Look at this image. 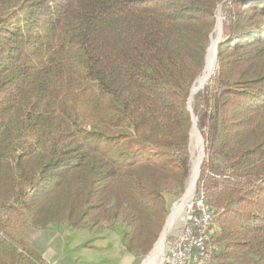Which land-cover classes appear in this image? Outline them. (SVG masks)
Masks as SVG:
<instances>
[{"label":"trees","instance_id":"1","mask_svg":"<svg viewBox=\"0 0 264 264\" xmlns=\"http://www.w3.org/2000/svg\"><path fill=\"white\" fill-rule=\"evenodd\" d=\"M219 7L195 196L216 264H264V0H0V264H46L27 226L120 220L125 252L150 253L190 176Z\"/></svg>","mask_w":264,"mask_h":264},{"label":"rangeland","instance_id":"2","mask_svg":"<svg viewBox=\"0 0 264 264\" xmlns=\"http://www.w3.org/2000/svg\"><path fill=\"white\" fill-rule=\"evenodd\" d=\"M49 1L54 2L55 0H49ZM245 1L249 2L251 0H245ZM227 10H229L231 14L235 11L241 13H248V10L245 9V7L242 5L229 7L227 8ZM225 14H226V10H222L220 7L217 9L216 21L217 23L219 21L221 27H223L225 24L224 22ZM228 15L230 14L228 13ZM216 27L217 25L215 22V27L211 35L210 43L212 42L213 38L217 37ZM221 37H222V29L220 30V35L217 41H220L219 39ZM215 60H216V56H215ZM199 79L200 78H198L197 80ZM192 134L193 132L191 130V135ZM192 142L193 140L192 137L190 136V141L188 146L189 154H190V174H191L192 162L194 158L197 156L199 149L200 151L203 150V155H204L203 140H201L200 148L196 146L195 142H193V144ZM188 181L189 178L186 181L185 191L187 188ZM195 190H196V186L194 188L191 199L186 205L183 214L180 217H178V219L173 224L171 229H169L164 240L165 241L164 245H166V248L168 243H170L173 240V237L180 232L181 225L183 224V219H184L183 215L187 212L189 205L191 204L193 198L195 197ZM185 191L180 196L178 195L176 199L173 198L170 200L169 214L166 218L164 226L166 225L167 220L170 217L173 205L180 201ZM164 226L160 234H162L164 230ZM125 231H126L125 226L119 220L116 221L112 226L108 225L107 223H102L91 230H80V231L71 229L63 225H52V226H48L46 229H37L27 226L23 234L18 233L17 237L20 239L23 238L30 245V247L43 258L46 264H143L144 261H146L150 256V254L152 253L158 239L149 254L142 257H135L132 254L125 252L124 245L122 242L123 234L125 233ZM214 231H217V229L215 228ZM165 251L166 249L164 246L163 253ZM213 264H216L215 259Z\"/></svg>","mask_w":264,"mask_h":264},{"label":"built area","instance_id":"3","mask_svg":"<svg viewBox=\"0 0 264 264\" xmlns=\"http://www.w3.org/2000/svg\"><path fill=\"white\" fill-rule=\"evenodd\" d=\"M216 211L203 192L195 196L183 215L180 232L168 243L160 264H213L217 245L204 247L205 220Z\"/></svg>","mask_w":264,"mask_h":264},{"label":"bare ground","instance_id":"4","mask_svg":"<svg viewBox=\"0 0 264 264\" xmlns=\"http://www.w3.org/2000/svg\"><path fill=\"white\" fill-rule=\"evenodd\" d=\"M216 38L212 39V42L210 43V47L207 51V55H206V65L203 71L202 76L200 77L199 80H197V82L195 83V85L193 86L191 92V101H192V97L193 95L198 91L199 88H201L203 85H205V83L209 80V78L212 75L213 69H214V64H215V52H216V44H217V39L220 35V23L218 21H216ZM193 142L196 143V146H198V148H200V144H201V138L193 131V134L191 135ZM200 143H199V140ZM192 142V144H193ZM204 156H203V152L200 151L197 154V156L194 158L193 162H192V168H191V174L189 177V181L187 184V188L186 191L183 195V197L180 199L179 202L175 203L172 207L171 210V214L170 217L167 220L166 225L164 226V230L162 232V234H160L161 236H159L160 238H158L157 243L154 246V249L152 251V253L150 254V256L148 257V259L146 261H144L143 264H160L162 261V258L165 254V252L163 253L164 250V246L166 249V245H164V240L165 237L169 231V229H171V227L173 226V224L176 222V220L178 219V217H180L185 208L187 203L189 202V200L191 199V196L193 194L194 188H195V184L196 181L198 179L199 176V168L201 165V162L203 160ZM215 214H210L207 219L205 220V228H203V237H204V247H212L214 246V244L212 243L211 240V227L213 225V220H214ZM217 250V249H216Z\"/></svg>","mask_w":264,"mask_h":264},{"label":"water","instance_id":"5","mask_svg":"<svg viewBox=\"0 0 264 264\" xmlns=\"http://www.w3.org/2000/svg\"><path fill=\"white\" fill-rule=\"evenodd\" d=\"M220 40V39H219ZM218 43H219V41H217V44H216V47H217V45H218ZM207 55V54H206ZM205 61H206V57H205ZM204 87V85L201 87V88H199L198 89V91L200 90V89H202ZM197 91V92H198ZM196 92V93H197ZM191 95H192V92L190 93V97H189V99H188V102H187V110H188V112L190 113V115H191V120H192V132L194 131L200 138H201V136H200V134H199V131H198V129H197V126H196V120H195V118H194V116H193V113H192V108H191ZM202 140V139H201ZM202 152H203V150H202ZM204 156V155H203ZM199 173H200V168H199ZM199 177V176H198Z\"/></svg>","mask_w":264,"mask_h":264}]
</instances>
